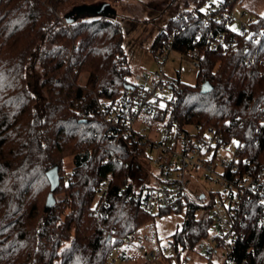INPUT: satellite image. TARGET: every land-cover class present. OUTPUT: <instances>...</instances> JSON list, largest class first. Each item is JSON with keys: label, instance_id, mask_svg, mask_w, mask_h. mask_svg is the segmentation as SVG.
<instances>
[{"label": "trees", "instance_id": "obj_1", "mask_svg": "<svg viewBox=\"0 0 264 264\" xmlns=\"http://www.w3.org/2000/svg\"><path fill=\"white\" fill-rule=\"evenodd\" d=\"M93 1L0 0V264H112L119 244L113 238L138 234L154 216L120 195L131 176L124 164L147 151L129 152L119 138L107 136L110 127L98 111V98L117 100L131 84L123 26L109 17L113 13L66 21L78 7L107 4L113 10L112 4L120 0L85 4ZM197 1L194 9L168 22L152 49L158 55L164 39L181 29L176 51L184 55L196 47L201 51L198 83L188 85L173 78L166 112L155 119L214 127L226 138L231 133L239 135L256 149L255 127L264 103V14L253 18L244 33L234 31L226 20L205 28L192 20L206 3ZM221 33L237 41L238 48L214 51L211 40ZM42 40L48 46L42 57L41 83L30 89L25 63L35 43ZM77 41L78 46L74 45ZM250 58H255L253 64H248ZM81 74L88 76L86 86L73 81ZM207 82L212 90L203 93ZM38 100H42L40 109L25 119ZM229 121L242 122L244 128ZM68 152L73 169L60 172L62 157ZM56 166L61 178L58 191L70 195L71 211L64 220L57 202L46 209L51 191L47 173ZM109 173L113 180L109 208H105L95 188ZM196 208L190 204V216L174 236L185 249L197 248L213 225L210 215L197 219ZM120 256L132 259L126 249ZM235 260L264 264V227L255 215L249 219Z\"/></svg>", "mask_w": 264, "mask_h": 264}, {"label": "built area", "instance_id": "obj_2", "mask_svg": "<svg viewBox=\"0 0 264 264\" xmlns=\"http://www.w3.org/2000/svg\"><path fill=\"white\" fill-rule=\"evenodd\" d=\"M241 1L210 2L192 20L202 23L205 28L224 20L229 24L233 20L236 4ZM253 21L250 19L243 24L239 32L244 33ZM180 34L181 29L176 28L164 39L157 56V71L152 75H135L134 82H130V87L125 88L117 100L98 101V111L110 127L107 136L119 138L129 152L136 148L147 151L145 156H135L131 164L125 163L124 168L132 170L135 165L141 168L155 167L152 184H146L143 174L136 179L130 178L127 186L120 190L121 196L135 201L151 215L162 210H178L188 192L190 178L199 174L219 186L218 196L212 193V199L207 204L213 225L198 246L203 250V255H198L201 261L188 263L183 260L186 249L174 239L148 250L140 245L136 234L114 237L119 244L111 258L112 264H117L119 259L125 261L120 256L124 246L126 250L129 248L132 259L141 260L143 264H239L235 260V251L246 237L250 217L255 215L259 225L264 227V103L259 106L260 115L255 127L256 149L251 148L239 135L231 133L226 138L214 127L202 128L191 122L182 124L180 121L158 122L155 119L158 114L166 112L171 99L166 92L173 91V79L166 75L165 65L169 55L176 51L175 43ZM194 43H198L197 38ZM211 44L214 51L223 49L224 53L238 48L237 41L228 40L226 33L215 36ZM187 56L198 70L202 63L201 51L196 47ZM254 61L255 58H250L248 64ZM229 123L244 128L242 122ZM146 129H150V135ZM154 133L160 134L162 139H154ZM233 141L235 148L232 159L222 157L221 151L228 150ZM154 151L155 156H152ZM112 180L113 174L109 173L95 188L105 208H109ZM213 227L216 230H212ZM240 264L248 263L244 260Z\"/></svg>", "mask_w": 264, "mask_h": 264}, {"label": "rangeland", "instance_id": "obj_3", "mask_svg": "<svg viewBox=\"0 0 264 264\" xmlns=\"http://www.w3.org/2000/svg\"><path fill=\"white\" fill-rule=\"evenodd\" d=\"M201 10H205L209 2L218 3L221 0H205ZM197 0H120L112 4L114 14L109 15L110 18L122 24L124 29V50L128 56V60L132 69V76L130 81L134 82V76L137 74L152 75L159 69L157 63V53L153 52L152 45L154 44L159 33L167 27L168 22L178 16L180 13L189 9H194L199 5ZM100 1L88 2L85 4L97 5ZM79 4L78 6L85 5ZM68 8L65 13L72 10ZM246 15H243V13ZM264 14V0H242L238 2L234 8L233 20L229 21V25L234 31H240L243 24H247L252 18H257ZM60 16V14H58ZM90 17L84 15L81 19ZM93 17V16H92ZM80 19V18H78ZM80 41L75 42L78 46ZM48 46V42L37 41L32 48L31 55L25 63V80L28 82L30 89L41 83L42 76V57L44 49ZM73 74H77V69H72ZM165 73L170 78H179L183 83L188 85H196L198 83V70L193 66L189 56L174 51L169 55V59L165 65ZM87 74H81L73 77L76 85H87ZM40 82V83H39ZM166 95L172 98L173 91L168 90ZM97 97V95L95 94ZM102 100L101 98H98ZM42 104V100L33 102L32 110L27 111L25 119L29 118V114L38 111ZM34 110V111H33ZM146 133L150 135V129H146ZM152 137L161 140L160 134L154 133ZM235 141L230 143L228 150L221 151L224 158L232 159L234 154ZM155 156V151L152 152ZM147 162V161H146ZM74 166L73 157L68 152L62 157L61 169L62 172L72 171ZM135 165L131 170L130 178H139L142 174L146 179V184L153 183L152 174L155 167H139ZM219 186L206 180L201 175L197 174L190 178L187 196L184 198V204L179 210H162L152 216L147 224L138 232V239L140 245L146 249H156L161 244H166L168 241L174 239V236L183 230L190 214V204H195V217L202 219L210 215L207 204L212 199V193L218 196L217 191ZM66 190H60L56 193V202L61 205L62 220L71 211L69 208L68 197L70 195ZM205 195L204 199H200L201 195ZM67 204V207L65 205ZM62 206L64 207L62 209ZM212 230H216L215 227ZM75 237V233L71 235ZM118 237V236H116ZM114 239V238H113ZM69 243V242H68ZM125 250L126 247L124 246ZM129 252V248H127ZM199 253L203 255V250L198 247L195 251L186 249L183 252V260L188 263H195L201 261ZM113 256V255H112ZM198 256V257H197ZM191 258V260H187ZM117 264H143L141 260H121Z\"/></svg>", "mask_w": 264, "mask_h": 264}, {"label": "water", "instance_id": "obj_4", "mask_svg": "<svg viewBox=\"0 0 264 264\" xmlns=\"http://www.w3.org/2000/svg\"><path fill=\"white\" fill-rule=\"evenodd\" d=\"M114 14V10L108 8L107 4L100 5L99 7L94 6H81L78 7L76 10L72 11L70 14L66 16L67 23H72L76 19L83 17L84 15H90V16H99L102 14ZM130 87V85L128 86ZM212 90V86L209 82L205 83L202 88L203 93H208ZM47 177L51 184V191L48 196L46 209L52 208L56 203L55 193L58 191L61 185V178L59 174V167L56 166L48 171ZM205 195H201L200 199H204Z\"/></svg>", "mask_w": 264, "mask_h": 264}, {"label": "crops", "instance_id": "obj_5", "mask_svg": "<svg viewBox=\"0 0 264 264\" xmlns=\"http://www.w3.org/2000/svg\"><path fill=\"white\" fill-rule=\"evenodd\" d=\"M243 15H246V13L244 12ZM253 19V18H252Z\"/></svg>", "mask_w": 264, "mask_h": 264}]
</instances>
